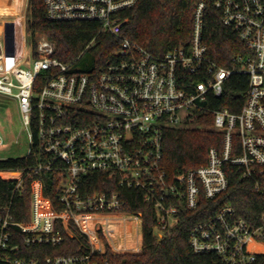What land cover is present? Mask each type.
Returning a JSON list of instances; mask_svg holds the SVG:
<instances>
[{"label": "built area", "instance_id": "1", "mask_svg": "<svg viewBox=\"0 0 264 264\" xmlns=\"http://www.w3.org/2000/svg\"><path fill=\"white\" fill-rule=\"evenodd\" d=\"M141 1L44 0L51 22H94L99 34L114 39L118 47L103 68L79 71L78 63L88 57L94 41L69 63L55 56V44L43 36L36 44L29 39L28 53V0L18 28H11L9 58L0 44V97L17 103L29 139L28 154L16 157L25 160V167L0 170V180L16 184L8 200L0 196V264H99L94 256L106 253L104 238L114 253H140L141 216L121 213L124 202L118 193H80L83 178L92 172L117 175L121 185L144 192L156 212L158 240L172 234L183 210L196 211L203 198L212 201L227 191V164L237 167L241 179L252 181L264 196V0L199 2L190 41L164 55L122 35L127 20L120 13ZM208 7L247 50L234 58L235 71L220 67L209 55L204 42ZM235 72L247 75L249 86L239 113L214 112L213 128L224 136L222 148L209 150L206 165L169 177L162 167L164 132L185 127L199 112L209 113L210 98L223 95ZM42 172L57 176L65 207L60 213L44 196L37 178ZM27 181L30 215L19 221L14 199L24 195ZM71 222L87 236V251L38 258L40 248H55L73 235ZM91 226L103 230L95 233ZM112 231L120 234V242L110 238ZM190 246L196 255L213 257L212 264H255L264 255V215L254 227L226 205L194 225Z\"/></svg>", "mask_w": 264, "mask_h": 264}, {"label": "trees", "instance_id": "2", "mask_svg": "<svg viewBox=\"0 0 264 264\" xmlns=\"http://www.w3.org/2000/svg\"><path fill=\"white\" fill-rule=\"evenodd\" d=\"M201 1L204 0H142L131 9L120 13V19L127 20L122 35L155 55H164L175 46L190 41L193 13ZM27 32L34 44L42 36L53 42L56 46L55 56L65 63L73 61L94 41L87 55L90 61L78 63L80 72L105 67L108 54L118 47L110 35L99 34L97 23L51 22L46 14L44 0H28ZM204 42L211 58L220 67L228 70L235 71L237 65L234 58L247 53L244 44L231 29L222 25L219 13L211 7L206 12ZM248 86V76L235 72L225 82L223 95L210 98V103L207 104L209 113L199 112L185 127L164 132L162 167L169 177L206 165L209 150L222 148L224 136L213 128L214 112L227 109L231 113H239L245 104ZM24 167L25 160L22 158L0 159L2 171L20 170ZM225 171L229 180L227 191L212 201L203 198L196 211L183 210L179 225L163 240L154 236L156 212L146 202L143 191L121 185L117 175L89 173L80 186L83 196L118 193L124 202L120 212L138 214L142 218L140 253H114L104 238L106 253L95 254L94 259L99 264H212L213 257L196 255L190 246V234L198 221L214 215L226 205L233 207L237 218L246 220L254 227L259 225L264 215V196L255 189L254 183L242 180L239 169L233 165H225ZM7 175L3 174L4 177ZM37 178L42 180L44 196L50 199L54 211L62 212L65 207L60 202V183L57 176L42 172ZM15 185L14 182L0 180V196L8 200L14 193ZM24 186V195L19 197L16 194L14 199L13 211L19 221H27L30 215V182L27 181ZM70 226L73 235L67 236L65 243L55 248L44 246L40 248L42 253L36 254L37 257L73 256L86 252L87 236L74 222ZM57 228L66 235L60 223ZM255 264H264V255L258 256Z\"/></svg>", "mask_w": 264, "mask_h": 264}, {"label": "rangeland", "instance_id": "3", "mask_svg": "<svg viewBox=\"0 0 264 264\" xmlns=\"http://www.w3.org/2000/svg\"><path fill=\"white\" fill-rule=\"evenodd\" d=\"M27 0H0V5H20V8H15L9 12H0V24L6 22L3 27H0V31L5 29L4 37V50L5 52L12 47L11 41V27L9 22L18 21L20 18V12L23 4H26ZM15 5V6H16ZM8 22V23H7ZM22 36V33H21ZM27 52H31L30 35L28 34ZM89 57L84 58L82 61L86 62ZM81 61V62H82ZM0 137L4 139V145L0 146V157H24L29 152V139L28 134L22 126L17 103L8 97H0ZM1 140V139H0ZM18 140V144L15 141ZM93 232H102V226H91ZM115 232H111L108 235L116 242H120V234L114 235Z\"/></svg>", "mask_w": 264, "mask_h": 264}, {"label": "crops", "instance_id": "4", "mask_svg": "<svg viewBox=\"0 0 264 264\" xmlns=\"http://www.w3.org/2000/svg\"><path fill=\"white\" fill-rule=\"evenodd\" d=\"M15 5H16V4H15ZM15 5H13V4H11V5H7V4H5V5H0V12H1V13H3V12L5 13V12H9V11H11V10H14L15 8H20V7H21V4L18 5V6H17V5L15 6ZM24 6H25V3L23 4V7H22L21 12H20V15H21V13H22V11H23V9H24ZM20 15H19V16H20ZM18 21H19V20H18ZM18 21L16 20L15 22H9V23L12 25V27H13V26H16V28H18V26H19ZM7 23H8V22H7ZM5 24H6V22L0 24V27H3ZM12 27H11V28H12ZM4 33H5V29H3V30L0 31V44H4V43H5ZM11 48H12V47H11ZM0 51H1V49H0ZM10 53H11V49L5 52V56H6V58H9V57H10Z\"/></svg>", "mask_w": 264, "mask_h": 264}]
</instances>
